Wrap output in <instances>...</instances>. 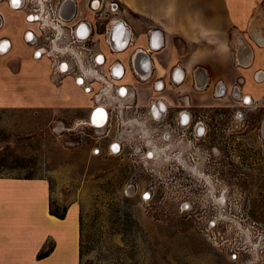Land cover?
Instances as JSON below:
<instances>
[{
    "label": "rangeland",
    "instance_id": "rangeland-1",
    "mask_svg": "<svg viewBox=\"0 0 264 264\" xmlns=\"http://www.w3.org/2000/svg\"><path fill=\"white\" fill-rule=\"evenodd\" d=\"M115 1L125 20L141 19ZM253 8L264 23V0ZM46 70L27 61L17 89L56 106L86 103L56 96ZM241 77L234 84L248 94ZM231 89L217 100L212 88L201 92L211 106L189 108L201 137L187 128L184 146L148 126V138H100L80 123L86 112L67 107L2 108L0 175L46 179L59 213L76 205L78 264H264V99L245 102ZM113 140L118 152L108 149Z\"/></svg>",
    "mask_w": 264,
    "mask_h": 264
},
{
    "label": "crops",
    "instance_id": "crops-1",
    "mask_svg": "<svg viewBox=\"0 0 264 264\" xmlns=\"http://www.w3.org/2000/svg\"><path fill=\"white\" fill-rule=\"evenodd\" d=\"M120 1L141 18L128 20L135 33V47L146 46L145 33L155 28V24L165 39L160 50L147 56H136L137 61L150 62L153 79H164L167 87L163 92H153L147 83L128 75L123 79V83L135 88V101L141 107H146L151 100L174 107L178 96H184L186 108L211 106L207 102L209 98L203 97L201 92L212 88L211 100L225 97L236 77L241 75L250 81L245 86L248 94L244 95L264 99V47L260 44L262 36L256 35V31L264 28V23L256 22L261 20L257 19L253 8L259 0ZM9 15L13 17L12 23ZM18 20L20 25H17ZM10 26L16 30H11ZM24 29L19 12L0 7V39L9 43L8 51L0 54V109L67 107L86 112L81 117L85 119L89 112V97L69 79L56 92L49 78L48 60L32 58L22 39ZM252 41L257 43V50ZM29 60L45 63L49 86L56 96L64 98L65 90L69 95H84L86 103L56 106L36 93L23 95L16 85L20 84ZM123 61L128 66V61ZM174 67L183 71L184 79L179 88L169 83ZM258 71L262 73L261 80L257 74V81L253 80L258 84H253L252 77ZM217 82L224 87L225 93L221 97L213 94ZM11 83L14 84L12 88ZM153 110L158 111L157 104ZM49 206L50 190L46 179L0 175V264H78V208L71 203L65 216L58 218L50 214ZM41 252L47 254L37 258Z\"/></svg>",
    "mask_w": 264,
    "mask_h": 264
},
{
    "label": "built area",
    "instance_id": "built-area-1",
    "mask_svg": "<svg viewBox=\"0 0 264 264\" xmlns=\"http://www.w3.org/2000/svg\"><path fill=\"white\" fill-rule=\"evenodd\" d=\"M2 1L9 10L24 11L26 26L22 35L23 42L30 49L32 58L48 60L49 78L56 92H59L64 81L69 79L89 97L88 115L85 119L79 120L82 121V125L92 128L98 136L104 138H131L134 134L139 138L143 135L148 138L146 133L150 129L147 130V126L157 131L161 128L162 138H167L172 133L164 124V113L153 110V106L157 104L158 109L162 111L163 103L160 100H151L146 107H141L135 101V88L123 83L124 77L128 75L141 83L153 85V92H160L163 78H152L150 62L148 61L147 73L140 72L136 65L137 55L147 56L146 54L164 47L165 39L159 29H148L145 33L146 46L135 47L134 30L122 17L124 10H121L118 4L113 5L115 9H112V13L116 16L120 14L121 27L118 29L119 33L113 37L112 21L109 22L104 34L100 35L98 32L96 14L99 6L96 0H86L82 7L84 10L80 8L75 11L74 16L67 13L65 5L60 1L23 0L27 4L24 10L19 8L18 4L14 6L13 0ZM109 3L112 6L118 2L110 0ZM85 10L93 17L82 16L81 13ZM261 38L260 44L263 45L264 38ZM8 49V41L0 39V54L6 53ZM127 50L131 51L128 66L122 60L110 57L113 54H123ZM257 74L261 80L262 73L258 71L254 76L255 81ZM182 79L181 70L175 67L171 71L169 83L176 87ZM240 81L242 82V78ZM121 90L125 92L124 95H121ZM234 90L240 93L238 84L232 86L231 91ZM224 93V87L217 82L213 94L221 97ZM249 99L246 96L242 101L246 102ZM99 110H103L104 114L102 123L103 116L97 115ZM113 146H118V150L114 151ZM108 149L118 152L121 150V144L113 140ZM97 151L100 152V148ZM145 155L147 158L152 157V151L145 152Z\"/></svg>",
    "mask_w": 264,
    "mask_h": 264
},
{
    "label": "flooded vegetation",
    "instance_id": "flooded-vegetation-1",
    "mask_svg": "<svg viewBox=\"0 0 264 264\" xmlns=\"http://www.w3.org/2000/svg\"><path fill=\"white\" fill-rule=\"evenodd\" d=\"M53 1L54 2H56V1L62 2L65 5L67 13L74 16L75 11L80 10V8L85 4L86 0H53ZM96 1L98 2L97 5L99 6L98 12L96 14V16H97L96 26H97L99 34L100 35L104 34L106 27L109 25V22L112 21L113 28H114L113 29L114 30L113 31V35H114L113 37H115L119 33L118 32L119 27H121L120 23H119L120 22V16H119L120 14L118 16H116L115 13H112V9H115L113 7V5L116 6L118 4L117 6H120V4L119 3H113L111 6V3H109L110 0H96ZM18 5H19V8H21L22 10H24L27 7V4L23 0H19ZM0 7H6L2 0H0ZM81 9L84 10V8H81ZM19 13L22 15L23 25L26 26V18H25L24 11H20ZM81 14H82V16H84L86 18H92L93 17V15L86 10L84 12H82ZM144 40H145V38H144ZM101 42H102V44L104 43L102 38H101ZM261 46L264 47V41H263V45H261ZM130 52H131L130 50L129 51L127 50L123 54H118V55L113 54L114 57H113V55H110V57L115 58L117 60L129 61ZM120 55H123L122 58H120ZM136 65H137L138 70L142 73H147L149 70V63L147 60L137 61ZM179 70H181L182 75H183L182 69L179 68ZM183 79H184V76H183ZM183 79L177 85L178 88L181 86ZM146 83H143V84H146ZM147 85H148L149 90H151V91L154 90L153 85L150 86L149 83H147ZM161 85L162 86H161L160 92H163L167 87L166 83L164 82V79H163ZM157 86H158V84H157ZM240 93H241V91H240ZM233 95L241 97V98H245L247 96L244 94L240 95L239 92H237L236 90L233 91ZM249 98L251 99V97H249ZM177 101H178V103L174 107L163 106L164 109L162 111H160V109H158V110L160 113H164V117H163L164 124H166L172 132H175L177 134V138H181L182 145L184 146L183 140H184V138H186V133H185L186 129L191 128L193 130V136L196 138H200L201 137L200 132H201L202 122L200 119H198V121H195V123L193 124L191 110H189V108H186L184 96H178ZM176 119H178V120H176ZM175 133H171L170 135H168L167 138H174ZM100 138H104V137H100ZM157 150H158V148L153 147L154 153L152 152V157H154V158L156 157V151ZM181 155L178 156L177 159L181 163L185 164ZM183 169H184V166L181 168V170H183Z\"/></svg>",
    "mask_w": 264,
    "mask_h": 264
},
{
    "label": "trees",
    "instance_id": "trees-1",
    "mask_svg": "<svg viewBox=\"0 0 264 264\" xmlns=\"http://www.w3.org/2000/svg\"><path fill=\"white\" fill-rule=\"evenodd\" d=\"M49 212H50V214H52V215H54V216H56L58 218H63L65 216V211L62 212V213H59L58 211H56V210H54L52 208L51 203H50V206H49ZM46 254H47V252L38 253L37 254V258H43Z\"/></svg>",
    "mask_w": 264,
    "mask_h": 264
},
{
    "label": "snow or ice",
    "instance_id": "snow-or-ice-1",
    "mask_svg": "<svg viewBox=\"0 0 264 264\" xmlns=\"http://www.w3.org/2000/svg\"><path fill=\"white\" fill-rule=\"evenodd\" d=\"M18 2H19V0H13L14 6L16 4H18ZM30 19H32V18L30 17ZM29 38L31 39V36H29ZM37 55H39V53H37ZM65 70H66V66H65ZM124 94H125V92L123 90H121V95H124ZM246 102H249V101H246ZM99 111L102 113L103 110H99ZM113 150L114 151L118 150V146H113ZM149 155H151V153H149ZM147 198H148L147 195H145V199H147ZM185 207H187V205H185ZM234 259H235V257H234Z\"/></svg>",
    "mask_w": 264,
    "mask_h": 264
},
{
    "label": "bare ground",
    "instance_id": "bare-ground-1",
    "mask_svg": "<svg viewBox=\"0 0 264 264\" xmlns=\"http://www.w3.org/2000/svg\"><path fill=\"white\" fill-rule=\"evenodd\" d=\"M155 41H157V38H156V40ZM237 47H241L240 45H238ZM242 51H244V50H242ZM98 116H103V120L101 121V123L104 121V114H103V111H102V113L99 111L98 112V114H97ZM81 124H83L82 123V121L80 122ZM262 131H263V136H264V122H263V126H262ZM147 136V135H146Z\"/></svg>",
    "mask_w": 264,
    "mask_h": 264
}]
</instances>
